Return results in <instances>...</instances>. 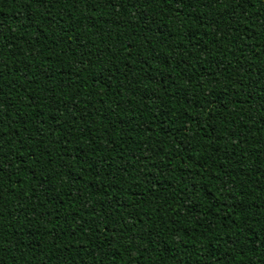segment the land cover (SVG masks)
<instances>
[{"label":"trees","instance_id":"trees-1","mask_svg":"<svg viewBox=\"0 0 264 264\" xmlns=\"http://www.w3.org/2000/svg\"><path fill=\"white\" fill-rule=\"evenodd\" d=\"M0 264H264V0H0Z\"/></svg>","mask_w":264,"mask_h":264}]
</instances>
